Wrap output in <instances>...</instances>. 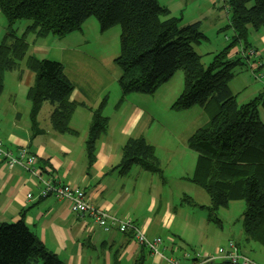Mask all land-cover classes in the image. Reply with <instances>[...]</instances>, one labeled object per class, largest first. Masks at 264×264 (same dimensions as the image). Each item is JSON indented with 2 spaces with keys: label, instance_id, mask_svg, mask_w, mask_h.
Here are the masks:
<instances>
[{
  "label": "trees",
  "instance_id": "16d2710c",
  "mask_svg": "<svg viewBox=\"0 0 264 264\" xmlns=\"http://www.w3.org/2000/svg\"><path fill=\"white\" fill-rule=\"evenodd\" d=\"M227 4L233 41L205 68L202 57L194 50L206 39L200 25L182 24L158 0H0V14L8 22V32L0 43V95L5 74L25 62L26 69L35 75L27 94L33 131L37 130L43 105L49 103L53 106V130L77 136L71 127L79 107L71 101L74 85L60 62L28 55V36L33 34L36 40L50 35L64 37L81 30L90 18L98 21L102 32L119 26L121 51L115 63L121 70L119 85L123 96L154 95L178 71H183L184 90L172 108L185 111L195 106L217 105L210 123L188 139V147L198 155L189 180L208 195L207 220L219 228H223L217 215L219 210L227 209L234 200L244 201V243L264 246V122L259 117L264 97L239 105L229 87L235 69L244 65L243 58L233 51L241 44L245 49L250 47V28L264 30V0H227ZM21 20L30 24L18 37L14 26ZM106 106L104 98L92 110L85 142L89 170L96 161L97 144L109 130V118L104 115ZM135 166L163 175L155 148L144 137L129 138L119 164L109 172L125 176ZM184 198L190 206H197L187 195ZM237 246L242 250L241 244ZM38 262L65 264L29 229L24 213L14 223L0 222V264Z\"/></svg>",
  "mask_w": 264,
  "mask_h": 264
},
{
  "label": "crops",
  "instance_id": "0c3cea01",
  "mask_svg": "<svg viewBox=\"0 0 264 264\" xmlns=\"http://www.w3.org/2000/svg\"><path fill=\"white\" fill-rule=\"evenodd\" d=\"M258 34L260 43H264V31ZM253 63L263 66L259 70L264 69L263 60ZM4 81V92L0 95V139L6 147L12 150L27 148L37 156L44 179H56L82 188L92 205L121 221L133 222L143 229L148 239L161 238L163 244L158 247L159 254L154 255L138 245L133 234L121 233L117 229L105 232L91 217L78 218L65 200L40 199L42 182L39 179L20 167L9 170L0 161L1 223H14L24 213L29 229L65 264H138L140 261L142 264H169V260L194 264L193 258L187 259L185 254H193L187 248L196 250L198 245L206 248L202 254L200 252L202 256L215 254L216 249L209 242L211 237L205 238L202 223L190 220L194 212L185 215L180 223L173 203L162 201L161 190L163 183H167L160 175L162 182L146 179L145 175L151 176L143 168L144 173L135 170L136 178L131 174L134 168L125 176L109 172L119 164L122 148L129 138L144 137L148 142L143 131L138 132L144 115L142 111L135 109L121 125L119 120L115 124L110 120L109 130L97 144L96 161L89 170L85 142L92 110L101 103L99 97L97 103L89 105L85 92L71 81L75 88L71 101L79 104L71 127L78 135H61L53 130L50 123L53 106L49 103L43 105L37 118V130L33 131L27 94L35 75L26 69L24 63L19 69L6 73ZM80 110L86 114L82 115ZM86 123L85 130L81 126ZM141 176L144 180H139ZM146 193L149 194V203L144 205L143 195ZM28 195H32V199H28ZM161 231L166 233L165 239L159 235Z\"/></svg>",
  "mask_w": 264,
  "mask_h": 264
},
{
  "label": "rangeland",
  "instance_id": "374dc122",
  "mask_svg": "<svg viewBox=\"0 0 264 264\" xmlns=\"http://www.w3.org/2000/svg\"><path fill=\"white\" fill-rule=\"evenodd\" d=\"M158 2L170 10L172 17L182 20V24L200 25V31L206 39L200 45L195 46L194 50L202 57V64L205 68L233 41L234 33L229 27L231 13L227 0H158ZM29 24L25 20L18 21L14 26L16 35L20 37ZM260 31L250 28L248 36L250 47L245 49L241 44L233 51L243 58L244 62L243 66L235 69L234 78L229 83L230 90L239 105L250 103L261 96L264 97V69L259 70L263 66H258L256 69L253 63L264 61V43H260L258 34ZM7 32L8 22L0 14V43L3 42ZM120 35L119 26L102 32L98 21L90 18L83 24L81 30L64 37L50 35L35 43L36 37L29 34L28 55L60 62L64 67L65 75H68L71 81L85 92L89 105L97 103V97H99L98 102L107 98L104 115L109 118V122L111 120V124L119 120L121 125L135 109L142 111L144 115L138 132L143 131L148 142L155 146L156 157L158 159L160 157L159 161L161 160L163 169L162 179H165L167 183H163V190H161L163 192L162 201L170 200L173 203L174 209L179 214L178 222H183L185 215L194 212L190 220H199L202 223L205 238L211 237L209 242L216 250L227 249L230 241H235L242 245L244 254L257 264H264V246L254 242L249 245L244 243L245 202L234 200L227 209L219 210L217 215L223 223V228L210 222L204 224L208 218L206 207L210 206L209 197L203 189L189 180L193 176L198 155L188 147V139L197 130L210 123L217 112V105L211 103L207 107L195 106L185 111L174 110L172 106L184 90L183 71H178L171 81L163 85L154 95L129 94L123 96L119 85L121 70L115 63L121 51ZM79 112L82 115L86 114L84 110ZM259 117L264 122L263 104L259 105ZM81 127L86 130L87 123L82 124ZM133 168L131 174L135 178V170H141L144 173L140 166ZM148 175L151 177L145 175L146 179L153 178L162 182L159 175L151 173ZM139 180L144 179L141 176ZM185 195L190 197L197 206L193 207L185 202L183 200ZM143 196H145L143 199L145 205L149 203V194L146 193ZM159 235L163 239L166 238V233L163 231ZM187 249L193 253L192 256H195L196 252L202 254L206 248L198 245L196 250ZM215 263L227 264L220 259Z\"/></svg>",
  "mask_w": 264,
  "mask_h": 264
},
{
  "label": "built area",
  "instance_id": "2783aa9c",
  "mask_svg": "<svg viewBox=\"0 0 264 264\" xmlns=\"http://www.w3.org/2000/svg\"><path fill=\"white\" fill-rule=\"evenodd\" d=\"M255 66L257 69L259 65L254 64ZM0 161L9 170L20 167L30 173L31 176L39 179L42 182V189L39 194L40 199L54 197L59 200H65L70 203L72 213L78 216V218L91 217L105 232H111L114 229H117L121 233L131 231L138 245L146 247L154 255L159 254L158 247L163 244L161 238L150 240L143 229L133 222L128 220L121 221L106 211L98 209L91 204L85 190L82 188L60 182L56 179H44L43 170L38 166L37 156L27 148L12 150L7 148L5 143L0 139ZM27 197L28 199H32V195H28ZM191 257L194 260V264H208L217 259H221L229 264H257L248 255L244 254L233 241L229 243L227 249L219 248L212 256L204 257L200 252H196L195 256L185 254V258L189 259ZM168 262L169 264H180L176 260H169Z\"/></svg>",
  "mask_w": 264,
  "mask_h": 264
},
{
  "label": "water",
  "instance_id": "95a60500",
  "mask_svg": "<svg viewBox=\"0 0 264 264\" xmlns=\"http://www.w3.org/2000/svg\"><path fill=\"white\" fill-rule=\"evenodd\" d=\"M228 264V263H227Z\"/></svg>",
  "mask_w": 264,
  "mask_h": 264
}]
</instances>
